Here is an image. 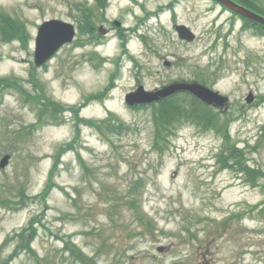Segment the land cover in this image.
<instances>
[{"label": "rangeland", "instance_id": "rangeland-1", "mask_svg": "<svg viewBox=\"0 0 264 264\" xmlns=\"http://www.w3.org/2000/svg\"><path fill=\"white\" fill-rule=\"evenodd\" d=\"M84 1L0 0V12L23 16L31 34L27 48L19 42L0 45V77L22 78L34 95L74 107L62 115V125L61 120L58 126L54 121L46 125L54 119L48 114L45 122H37L38 106L25 103V95L9 89L0 96V159L12 156L0 169V262L79 264L64 249L73 240L98 264H264V103L257 102L264 99V37L243 30L226 12L210 10L207 0H177V21L195 31L196 41L177 39L172 13H164L165 32L159 30L149 48L135 39L136 62L123 56L106 100L86 102L88 95L106 90L118 68L110 64L113 59L95 66L100 62L95 48H75L74 42L35 71L43 88L37 91L26 79L35 65L38 23L53 18L76 22L77 5ZM145 1L138 14L170 2ZM126 20L132 26L136 22L131 16ZM105 48L112 56L122 54L115 42ZM92 56L96 62H86ZM165 60L175 67L165 68ZM199 73L206 84L230 95L227 114L234 119L228 141L223 132L197 129L194 123H178L170 131L158 123L152 107L137 110L125 102L138 82L154 90L182 78L200 79ZM250 91L256 100L248 104ZM185 99L190 101L178 94L166 103L181 105ZM78 117L101 122L103 133L78 124ZM111 117L112 124L127 125L120 134L104 125ZM76 122L81 134L75 151L60 159L44 195L56 153L76 137ZM157 133L171 139L162 153L155 145ZM232 144L242 156L221 160ZM243 167L263 175L250 180ZM21 190L36 200L27 198L26 205L17 206ZM7 200L12 204L5 205ZM34 217L41 222H31ZM30 223L37 229L27 233V247L18 248L17 233Z\"/></svg>", "mask_w": 264, "mask_h": 264}, {"label": "trees", "instance_id": "trees-1", "mask_svg": "<svg viewBox=\"0 0 264 264\" xmlns=\"http://www.w3.org/2000/svg\"><path fill=\"white\" fill-rule=\"evenodd\" d=\"M260 10V9H259ZM261 12L264 13V11L260 10ZM250 25L255 26L256 29L258 31H261L262 34H264V27L259 26V25H253L250 22ZM0 29H2V32H4L3 36H4V40L5 41H9L12 40L13 38H18L21 40V42L23 44L27 43V40L29 39V35L26 33V31L24 32V34H22V29L16 25V23H13L12 20H9L7 25H3ZM6 29V31H5ZM7 33V34H6ZM29 81L31 83H33L35 86L38 85L40 82L36 77V73L32 72L31 73V77L29 79ZM8 87H14L15 89H17L19 92L25 94L27 96V100L28 101H34L37 104H41L43 106V108H41L40 110V117H44L45 115L49 114L51 115L52 118L54 119H58L59 118V114L63 111H65L66 107L65 105H62L60 103H57L55 101H53L52 99H46L45 102L40 101V99H42V97H35L32 95V93H30L29 91H27L23 85L20 83V81L18 79H15L14 77H7V78H1L0 79V92H2V90L8 88ZM103 97V95L97 94V95H91L89 96V100L91 99H101ZM174 102V101H173ZM156 113L160 115V123H163L164 125H168L169 123H173V122H178V121H191L194 122L196 124H199V126H204L205 128H209L210 126L212 128L217 129V125L220 128L222 125L221 124H227L228 120H224L222 118V115L213 112L211 109H209L208 107L204 106L203 104H198V102L195 101H188L187 99L184 100V102L179 105L177 102L175 103H165L161 110L157 109ZM42 117V118H43ZM41 118V119H42ZM109 121H104L106 123H104V125L108 126V130L112 133L115 134H119L121 132V129L124 128L122 122L118 123L121 125H115L112 123L113 122V118L108 119ZM80 121V120H79ZM85 123L96 127V129H99L100 131H102L103 124H97V122H93V121H85L83 120ZM79 129H77V134H79ZM158 135V133H157ZM157 142H156V146L160 147L161 145L159 144V138L157 137ZM226 139L228 140V136H226ZM75 140V139H74ZM76 141V140H75ZM75 141L72 143H66V145H64L63 147H61L59 149V152L57 154V158H59L64 152H67L68 149H73V145L75 143ZM233 147H228L227 146V155H222L220 156V159L223 160V158L226 157H234L235 155L237 157L242 156L241 153H236L238 152L237 149H233ZM239 155V156H238ZM242 158V157H241ZM239 165H243L242 162L239 163ZM56 169V164L53 167V169L51 170L50 173V177H49V183L46 186V189L44 191V195H46L47 193H49L51 187H52V179L54 177V172ZM243 170H247L246 171V175L250 180L255 181L258 177H261L263 174H259V171L255 170V169H249L248 167H243ZM22 238V242H21V246L27 247V244L24 240L23 237ZM67 248L71 251L72 256L81 261L82 264H98L94 258L89 257L88 255H86L84 252H82L80 249H78L76 246H73L72 244H69V241L66 242ZM30 247V246H28ZM0 264H8L7 260H4V262H0Z\"/></svg>", "mask_w": 264, "mask_h": 264}, {"label": "water", "instance_id": "water-1", "mask_svg": "<svg viewBox=\"0 0 264 264\" xmlns=\"http://www.w3.org/2000/svg\"><path fill=\"white\" fill-rule=\"evenodd\" d=\"M225 5H227L232 10L240 13L243 16H246L250 19H253L259 23L264 24V17L257 14V12H253L251 10H247L246 8L235 4L230 0H218ZM73 26L69 23L52 20L44 23L39 30L37 41H36V51H35V61L38 66H41L45 63L54 53L55 51L62 46L67 41H70L74 35ZM178 30L182 37L188 38L189 40L193 39V35L190 34L189 29L184 26H178ZM186 89L197 96L199 95L200 98L207 101L208 103H222V96L218 93H215L208 88L200 86L198 84H172L168 87L163 88L162 90H158L156 92H148L145 91L143 87H140L136 92L130 93L127 95V102L130 105H134L135 103H144V102H151L154 100H158L165 96L172 94L173 92ZM8 155H6L1 163V167H5V164L9 160Z\"/></svg>", "mask_w": 264, "mask_h": 264}, {"label": "flooded vegetation", "instance_id": "flooded-vegetation-1", "mask_svg": "<svg viewBox=\"0 0 264 264\" xmlns=\"http://www.w3.org/2000/svg\"><path fill=\"white\" fill-rule=\"evenodd\" d=\"M236 1L239 2L238 0ZM132 4H135V1L131 2V5ZM99 5H101L100 9L101 11H104V13L99 15L101 22L93 28L95 29V35H99L100 41H97V43L96 41H94L93 44L96 43V45H98L101 44L100 42L104 43V40L109 39L111 36H124L123 39L126 38L132 32V30H130L128 26L124 25L125 14H121L117 18L112 19L111 16L107 13L109 7H107L106 1L103 2L102 0H100ZM126 10L130 11V7L126 8ZM149 33H151V31Z\"/></svg>", "mask_w": 264, "mask_h": 264}]
</instances>
